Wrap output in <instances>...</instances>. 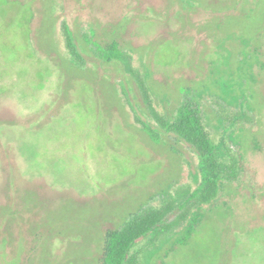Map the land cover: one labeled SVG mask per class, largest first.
<instances>
[{"label":"rangeland","instance_id":"rangeland-1","mask_svg":"<svg viewBox=\"0 0 264 264\" xmlns=\"http://www.w3.org/2000/svg\"><path fill=\"white\" fill-rule=\"evenodd\" d=\"M113 42L154 108L173 119L193 99L242 163L190 235L195 216L153 250L139 244L141 264H264V0H0V264H100L108 230L198 187L196 153L98 57ZM241 109L251 121L235 126Z\"/></svg>","mask_w":264,"mask_h":264},{"label":"trees","instance_id":"trees-1","mask_svg":"<svg viewBox=\"0 0 264 264\" xmlns=\"http://www.w3.org/2000/svg\"><path fill=\"white\" fill-rule=\"evenodd\" d=\"M62 28L69 54L75 62L83 63L84 59L75 42L71 26L64 21ZM96 51L100 60L119 64L133 76L143 101L148 104L151 117L159 128L188 145L199 160L200 179L196 189L185 187L176 190L169 198L163 200L159 207H151L129 219L121 229L106 232L100 264H141V253L135 252L138 245L145 242L143 253L153 250L158 242L167 240L177 228L190 223L195 211L212 206L219 198L222 184L238 179L242 163L240 157L233 154L232 148L225 141L216 144L212 140L204 124L200 106L193 99L185 101L173 119H167L152 105L145 79L135 72L118 42H113L107 47L98 45ZM227 118L235 120V126L251 121L245 109ZM136 121L154 142H160L155 128L138 117ZM233 141L230 136L229 142ZM198 217L199 214L191 220L192 223L186 228V235H190L195 229Z\"/></svg>","mask_w":264,"mask_h":264}]
</instances>
